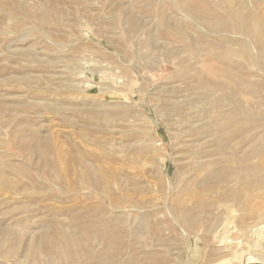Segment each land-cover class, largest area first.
I'll use <instances>...</instances> for the list:
<instances>
[{"label": "rangeland", "instance_id": "obj_1", "mask_svg": "<svg viewBox=\"0 0 264 264\" xmlns=\"http://www.w3.org/2000/svg\"><path fill=\"white\" fill-rule=\"evenodd\" d=\"M0 264H264V0H0Z\"/></svg>", "mask_w": 264, "mask_h": 264}]
</instances>
